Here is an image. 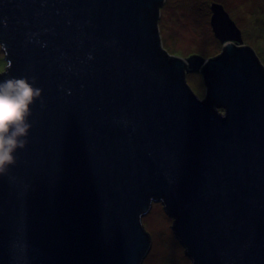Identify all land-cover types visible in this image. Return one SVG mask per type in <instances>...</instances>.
I'll use <instances>...</instances> for the list:
<instances>
[{"label":"water","instance_id":"1","mask_svg":"<svg viewBox=\"0 0 264 264\" xmlns=\"http://www.w3.org/2000/svg\"><path fill=\"white\" fill-rule=\"evenodd\" d=\"M164 2L0 0V80L44 100L0 177V264H143L153 203L191 264H264V64L218 3L221 53L169 54Z\"/></svg>","mask_w":264,"mask_h":264},{"label":"rangeland","instance_id":"2","mask_svg":"<svg viewBox=\"0 0 264 264\" xmlns=\"http://www.w3.org/2000/svg\"><path fill=\"white\" fill-rule=\"evenodd\" d=\"M213 3L223 6L240 29L243 43L250 45L264 64V0H165L158 22L163 48L180 57L197 54L208 58L220 54L222 43L211 27ZM6 65L0 45V73ZM186 80L200 98L204 96L200 73H188ZM142 221L152 237V246L143 264H191L174 236L172 219L160 203H153Z\"/></svg>","mask_w":264,"mask_h":264},{"label":"clouds","instance_id":"3","mask_svg":"<svg viewBox=\"0 0 264 264\" xmlns=\"http://www.w3.org/2000/svg\"><path fill=\"white\" fill-rule=\"evenodd\" d=\"M42 91L34 77L0 80V177L9 176L17 164L16 153L28 146L31 106L39 101L44 107Z\"/></svg>","mask_w":264,"mask_h":264},{"label":"trees","instance_id":"4","mask_svg":"<svg viewBox=\"0 0 264 264\" xmlns=\"http://www.w3.org/2000/svg\"><path fill=\"white\" fill-rule=\"evenodd\" d=\"M259 17V16H258ZM263 22V21H262Z\"/></svg>","mask_w":264,"mask_h":264}]
</instances>
